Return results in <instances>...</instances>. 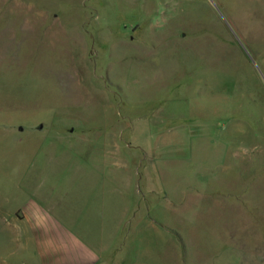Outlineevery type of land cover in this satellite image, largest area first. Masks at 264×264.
I'll use <instances>...</instances> for the list:
<instances>
[{
    "label": "rangeland",
    "instance_id": "rangeland-1",
    "mask_svg": "<svg viewBox=\"0 0 264 264\" xmlns=\"http://www.w3.org/2000/svg\"><path fill=\"white\" fill-rule=\"evenodd\" d=\"M86 253L264 264V0H0V264Z\"/></svg>",
    "mask_w": 264,
    "mask_h": 264
},
{
    "label": "crops",
    "instance_id": "crops-1",
    "mask_svg": "<svg viewBox=\"0 0 264 264\" xmlns=\"http://www.w3.org/2000/svg\"><path fill=\"white\" fill-rule=\"evenodd\" d=\"M42 225H43V223H41L40 229L37 228L35 230L36 231L35 233L38 236V238L40 237V235L42 233L43 234L42 235L43 237L49 236V239L48 240H45V241H43V240L38 241V248L37 249L38 250H42V252H63L55 244V239L56 238H55V235H54V229H52V227L50 225H45L44 227ZM34 226L36 227L38 225L35 223ZM65 252H71V251H65ZM77 252H80V251H77ZM84 252H86V251H84ZM86 255L87 256H85L84 261L82 263H77V264H96V262L94 261V258L95 257H94L93 254L86 253Z\"/></svg>",
    "mask_w": 264,
    "mask_h": 264
}]
</instances>
